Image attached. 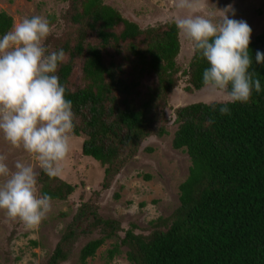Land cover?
<instances>
[{"label":"trees","instance_id":"1","mask_svg":"<svg viewBox=\"0 0 264 264\" xmlns=\"http://www.w3.org/2000/svg\"><path fill=\"white\" fill-rule=\"evenodd\" d=\"M65 1L73 34L70 39L49 36V52L66 53L57 75L66 86L65 98L73 104V134L84 136L83 156L106 165L102 184L108 186L122 166L124 148L136 153L144 139L167 133L164 125H157L155 109L164 111L183 74L176 61L180 33L174 20L140 28L106 0ZM12 26L11 15L1 10L0 37ZM257 51L264 53V29L249 44L250 71L261 83V91L253 90L249 103L229 104L231 115H220V105L213 111L212 101L174 108L177 127L171 144L190 159L188 176L179 185L178 207L151 221L149 233L129 228L120 237L123 229L117 219L103 218L83 204L45 264L65 261L77 235L95 231L100 236L80 249L82 263L115 237L119 242L107 250L108 258L123 246L130 264H264V64L255 63ZM78 60H82L81 86L73 88L70 78ZM207 67L206 59L193 51L184 74L185 92L203 88ZM151 75L154 82L138 105L137 88ZM37 182L40 195L52 199L66 200L73 191L71 184L42 169Z\"/></svg>","mask_w":264,"mask_h":264},{"label":"rangeland","instance_id":"2","mask_svg":"<svg viewBox=\"0 0 264 264\" xmlns=\"http://www.w3.org/2000/svg\"><path fill=\"white\" fill-rule=\"evenodd\" d=\"M125 18L134 21L140 28L156 26L174 20L177 15L175 0H106ZM231 5L230 19L244 20L252 29L251 39L264 29V0H203L201 14L218 21L221 11ZM69 3L65 0H0V11H6L13 18V24L25 17L40 15L45 17L52 28L50 36L70 39L73 28L68 23ZM181 49L177 64L181 72L177 87L166 100L164 111L155 109L157 125H164L167 133L163 136L151 135L143 140L136 153L124 148L120 154L122 166L108 184L103 186L106 165L81 153L84 136L72 134L71 152L64 171L58 177L73 186L66 200H51V211L37 229L29 230L18 222L10 220L0 211V264H45L61 239L63 232L72 222L78 209L87 204L103 218H114L124 231L132 228L134 233L150 232V222L158 217L169 216L179 205V185L188 176L190 159L182 149H174L171 141L177 125L174 123V108L190 102H211L204 87L191 94L184 91L187 76L184 75L193 54L191 46L180 34ZM48 51L51 46L45 41ZM119 59V58H117ZM125 69L124 77L128 79ZM82 60L75 62L70 78L73 88L81 86ZM154 82V76H147L137 88L144 93ZM156 126V127H158ZM0 155L7 157V163L14 169L17 160L30 164L38 174V162L22 149H13L0 134ZM38 194L39 184L37 182ZM118 194V197H115ZM98 231L90 235H77L72 241L68 258L60 264H130L125 256L126 247L119 254L108 258L117 238H111L100 246L92 257L82 263L80 249L90 239L99 237Z\"/></svg>","mask_w":264,"mask_h":264},{"label":"clouds","instance_id":"3","mask_svg":"<svg viewBox=\"0 0 264 264\" xmlns=\"http://www.w3.org/2000/svg\"><path fill=\"white\" fill-rule=\"evenodd\" d=\"M202 8L203 0H175L174 23L209 64L202 82L213 111L220 105V115H231L229 104H247L253 90L261 91L260 80L250 71L252 29L244 20L229 18L231 5L220 10L216 22L201 14ZM51 33L49 21L35 15L15 22L0 37V134L13 149L34 158L49 177H56L71 152L76 117L57 75L66 53L49 52L45 46ZM255 63L264 64V53L256 52ZM6 161L0 155V211L26 229H37L51 211L52 198L38 194L37 173L30 164L17 160L13 169Z\"/></svg>","mask_w":264,"mask_h":264}]
</instances>
